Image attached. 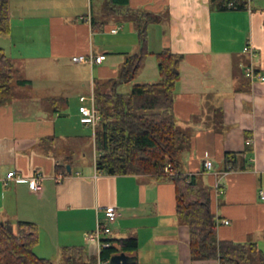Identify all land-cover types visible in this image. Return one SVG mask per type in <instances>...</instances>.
Returning <instances> with one entry per match:
<instances>
[{
    "label": "crops",
    "instance_id": "1",
    "mask_svg": "<svg viewBox=\"0 0 264 264\" xmlns=\"http://www.w3.org/2000/svg\"><path fill=\"white\" fill-rule=\"evenodd\" d=\"M32 1L25 5L26 13L22 3L16 8V28L10 2L11 32L5 37L0 34V46L12 60L19 58L23 73L30 68L26 64L36 65L33 75H54L60 63L74 55H106L101 63H75L90 74L89 79H70L87 91L79 96L78 105L89 103L81 97L95 95L96 88L102 91L104 82H116L126 56L141 52L139 32L128 11L157 15L158 21L147 26V53L137 71L145 68L149 56L155 58L151 59L153 75L115 84V90L130 92L135 83L158 82L154 53L169 48L181 55L174 117L189 132L192 143L180 156L179 168L184 174L197 175L211 191L216 222L229 221L217 225L218 239L254 241L264 253V198H260L264 191V80L251 79L245 72L252 65L264 77V0H248L247 9L227 10L211 8L209 0H126L115 12L108 11L105 0L103 15L95 13L92 0L88 8L83 0ZM82 8H91L94 25L80 19L86 14ZM102 30L113 37L115 61L95 47V32ZM245 46L252 47L253 53L244 52ZM18 81L24 85L36 80L23 76ZM61 100L52 101L51 110L38 106L27 114L11 101L0 104L1 219L14 228L20 220L35 222L39 242L34 251L49 259V251L61 258L63 246L77 244L96 256L98 263L101 249L95 242H86L84 234L94 232L101 221L111 229L110 238L137 239L138 250L130 255H136L140 264H212L214 258H191L189 229L176 215L174 183L149 174L97 171L94 134L98 124L81 123L79 107L73 110L68 97ZM247 145L251 169L224 174V154L242 151ZM207 159L213 163L210 171L204 167ZM12 170L20 178L5 183ZM36 171L46 177L40 192L29 186ZM59 174L63 175L60 181ZM217 181L221 192L215 188ZM110 205L118 211L112 223L104 212Z\"/></svg>",
    "mask_w": 264,
    "mask_h": 264
},
{
    "label": "trees",
    "instance_id": "2",
    "mask_svg": "<svg viewBox=\"0 0 264 264\" xmlns=\"http://www.w3.org/2000/svg\"><path fill=\"white\" fill-rule=\"evenodd\" d=\"M209 1L211 8L217 10L248 7V0ZM10 2L0 0L1 35L11 32ZM229 3L233 4L230 8ZM124 5L126 0H106V7L111 12ZM128 12L137 26L142 50L126 56L118 79L112 84V91H95V104L101 114L94 134L97 171L109 175L149 174L158 180H171L175 186L176 215L189 229L193 260L219 256L229 264H264V253L254 241L218 239L216 217L211 208V191L197 175L184 174L179 168L180 156L192 143L189 132L182 129L174 117L175 86L180 77L181 55L169 48L154 53L160 76L158 82L135 83L127 93L115 90V84L134 79L143 55L147 53V26L158 21L157 15L150 11ZM92 22L94 25V20ZM14 70L13 60L0 46V93H6L11 88ZM5 102L6 98L1 97L0 104ZM249 152V145L242 151L226 152L225 168L251 169L252 164L246 157ZM167 164H171L170 173L165 172ZM16 228L15 231L8 220L0 217V264H54L51 259L40 257L34 251L39 242V227L35 222L20 220ZM108 241L109 246L102 247L100 251L102 261L110 260L116 253L135 254L138 250V241L134 237L109 238ZM61 258L60 264H97V257L89 255L84 246L77 244L63 246Z\"/></svg>",
    "mask_w": 264,
    "mask_h": 264
},
{
    "label": "rangeland",
    "instance_id": "3",
    "mask_svg": "<svg viewBox=\"0 0 264 264\" xmlns=\"http://www.w3.org/2000/svg\"><path fill=\"white\" fill-rule=\"evenodd\" d=\"M12 1L13 2H11V4L14 10L12 22L16 28L17 25L19 24L18 23L19 15L15 11L16 8H19L20 3H22L24 5L23 12L26 13L27 9L25 5H28V3H31L30 1L32 0H12ZM83 2H84V5L86 3V7L88 8V0H83ZM92 3L94 6L95 13L98 14V12H100V14L103 15L104 14L103 7H104L105 0H92ZM87 8H82L83 9L82 11L86 12V14H88L89 12ZM77 11H78V8L75 9V12ZM75 12H72V14H75ZM33 14L34 13H28L27 16H34ZM1 37H5V35H1ZM93 39H94L93 41L95 43L96 49L108 52L107 53L108 57H111L110 59H114L115 61V57H114L115 56V46L111 42L113 37L110 36V32L103 31V30L100 32L97 31V33L95 32V37ZM28 44L31 46L32 44L31 40L28 41ZM13 49H14L13 52L15 55L17 53V50L16 48H13ZM148 57L145 58V68L139 71V73L135 75L136 80L151 78V75H153V72H152L153 70H151V64H152L151 59L152 61L153 60L155 61V58H148ZM18 59L19 58L13 59L14 64H15L14 66L15 70H14V78L11 84V88L6 93H3V94L0 93V98L5 97L6 101H11L13 105H15L16 109H20L22 110V113L27 114V113H32L34 109H36L38 106L44 107L47 110H51L52 101H63L61 100V98L65 96V97H68L69 101L72 102L71 103L72 109L75 110L76 108V110L78 111V107H79L78 102H77L78 98L80 95H82V93H87V91L82 90L81 83L70 81V79L73 77H78V76L88 77L89 79L90 74L87 68L86 69L80 68L79 65H76L72 61L65 60L62 63H60L58 72H56V74L54 75H51V74L50 75H44V74H40V75L34 74L33 75L31 70L36 65L33 66V65L26 64V66L30 67L29 70L26 71L27 72L26 74V73H23L25 66L21 65L22 63L18 61ZM54 68L56 69V66H54ZM23 76L31 77L33 80H36V81L33 82L32 84L23 85L22 83L18 81ZM112 82H113L112 80L111 82H104V84L100 86V90H102L103 92L112 91ZM86 85L88 87V81ZM119 91L128 92L127 89L126 90L119 89ZM14 230L16 231L17 228L15 227ZM46 254H51L50 255L52 256L51 260L54 263L60 264L62 258L56 257L57 255H52V254H55L53 253V251H49V253H46ZM60 256H61V253H60Z\"/></svg>",
    "mask_w": 264,
    "mask_h": 264
},
{
    "label": "built area",
    "instance_id": "4",
    "mask_svg": "<svg viewBox=\"0 0 264 264\" xmlns=\"http://www.w3.org/2000/svg\"><path fill=\"white\" fill-rule=\"evenodd\" d=\"M233 6L232 3L228 4V7L230 8ZM81 20H84L86 22L91 23L93 20V15L91 8L89 9L88 14L82 15L80 17ZM116 30L113 29L112 32H115ZM244 52H247L249 54L253 53V49L250 46H245ZM106 58V55L100 54V55H95L92 52L85 53V54H79V55H74L71 57V61L73 63H89V64H94V63H101L104 59ZM245 72L246 75H248L249 78L254 79V78H260L261 80H264L263 76H259L255 69L253 68L252 65H247L245 67ZM83 101H88L89 103L86 104H81L79 105V113H80V122L84 124H89L92 127H95L101 118V114L99 110L97 109L95 104V95L92 92L88 97L85 95L81 97ZM204 167L207 170H211L213 167L212 161L210 159H207L204 163ZM165 172L170 173L171 172V164H167L165 166ZM228 172V169L224 170V174ZM62 174H59L56 176V179L58 181L62 180L63 177ZM20 176L14 171H9L7 173L5 183H8L9 181L13 179H19ZM46 178L44 177L43 173L41 171H36L33 173V175L29 178V186L30 189L34 192H40L42 190V182L43 179ZM215 188L218 192H221L222 190L220 189V182L217 181L215 183ZM260 198H264V191H260ZM105 217L107 219L108 223H112L116 219V215H118L117 208L114 205H110L105 207ZM229 221L227 220H217L216 224L219 225L220 223H226L228 224ZM216 225V226H217ZM110 228L107 226L105 223L98 221L97 222V227L94 232H87L84 234V239L86 242H95L98 246V249L100 250L102 247H107L109 246V241L108 239L110 238ZM110 264L109 261H102L101 259L98 260L97 264ZM212 264H229L227 261L221 259L219 256L215 257L212 261Z\"/></svg>",
    "mask_w": 264,
    "mask_h": 264
},
{
    "label": "water",
    "instance_id": "5",
    "mask_svg": "<svg viewBox=\"0 0 264 264\" xmlns=\"http://www.w3.org/2000/svg\"><path fill=\"white\" fill-rule=\"evenodd\" d=\"M142 50V44H141ZM62 114V113H61ZM69 168V166H68ZM110 264H136L137 263V256L130 255L125 252H120L112 255L109 260Z\"/></svg>",
    "mask_w": 264,
    "mask_h": 264
}]
</instances>
